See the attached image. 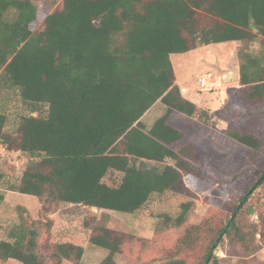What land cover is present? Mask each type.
Here are the masks:
<instances>
[{
    "label": "trees",
    "instance_id": "16d2710c",
    "mask_svg": "<svg viewBox=\"0 0 264 264\" xmlns=\"http://www.w3.org/2000/svg\"><path fill=\"white\" fill-rule=\"evenodd\" d=\"M38 20L36 0H0V83L17 91L27 111L15 130H6L8 117L0 110V145L32 157L13 190L51 205L134 213L196 171L191 145L174 148L185 133L170 115L178 111L209 124L211 113L183 94L174 54L242 41L241 91L250 103L264 102V49H248L256 38L264 40V0H63L37 28ZM157 102L166 111L147 127L142 118ZM225 133L251 151L262 146L258 133L234 127ZM190 204L182 203L176 217L161 214L155 231L181 227ZM259 219L264 241V213ZM238 223L236 214L222 236L227 223L210 229L201 264L231 232L245 240ZM198 232L199 226L188 227L176 252L160 264H189L179 255L194 248ZM9 237L0 241L1 260L45 264L29 220ZM89 240L108 251L99 264H117L121 235L96 225ZM83 254L82 245L61 241L49 258L61 264Z\"/></svg>",
    "mask_w": 264,
    "mask_h": 264
},
{
    "label": "rangeland",
    "instance_id": "374dc122",
    "mask_svg": "<svg viewBox=\"0 0 264 264\" xmlns=\"http://www.w3.org/2000/svg\"><path fill=\"white\" fill-rule=\"evenodd\" d=\"M36 2L39 20L35 26L38 28L63 0ZM243 45L242 41L204 45L172 56L177 84L188 99L210 111L211 121L206 124L184 113L172 112L170 123L185 133V138L174 148L191 145L189 153L196 171L185 177L176 189L154 196L134 213L91 212L82 205L63 203L54 206L44 198L14 191L13 186L19 182L32 157L0 145V173L3 175L0 181V193L3 194L0 200V241L11 240V229L26 218L39 233V249L45 254V264H53L49 254L53 244L61 241L84 247L80 261L64 260L61 264H99L108 251L92 244L89 235L96 225L105 226L123 239V251L116 255L117 264H160L176 252L186 229L197 225L199 232L194 248L184 250L179 256L189 264H201L212 243L210 229L219 230L224 226L233 209L242 202V206L245 204L237 215L239 233L245 240L241 241L234 231L226 235L215 246L208 264H264L259 219L260 213H264V183L254 187L264 171V102L250 103L241 91L238 50ZM249 45V51L256 54L264 49V40L258 37ZM203 76L208 78L213 90L198 89L199 79ZM0 110L8 117L6 130H15L20 115L27 112L17 91L2 83ZM165 111L166 106L157 102L142 120L149 127ZM229 127L258 133L262 146L251 151L225 133ZM251 189L245 201H241ZM184 202H191L187 221L181 227L157 233L155 227L160 215L167 213L176 217ZM253 222L257 224L254 228L251 226ZM0 264L17 263L0 259Z\"/></svg>",
    "mask_w": 264,
    "mask_h": 264
},
{
    "label": "water",
    "instance_id": "95a60500",
    "mask_svg": "<svg viewBox=\"0 0 264 264\" xmlns=\"http://www.w3.org/2000/svg\"><path fill=\"white\" fill-rule=\"evenodd\" d=\"M263 177H264V175L262 176V178H263ZM258 183H259V181L254 185V187H256V185H258ZM254 187H253V188H254ZM253 188H252V189H253ZM252 189L247 193V195L245 196V199L248 197V195H249V193L252 191ZM241 206H242V202L238 205V207H237V209H236L234 215H232V217L229 219V221H228L227 224H226L225 229L223 230V232L221 233L220 236H222V235L226 232V230L228 229L230 223H231L232 220L234 219L235 215L237 214V212L239 211V209H240ZM217 241H218V240H217ZM214 248H215V245L213 246V248H212V250H211V253H210V257H209V259L211 258L212 254H213V250H214ZM209 259L207 260V262H206L205 264H208Z\"/></svg>",
    "mask_w": 264,
    "mask_h": 264
},
{
    "label": "built area",
    "instance_id": "2783aa9c",
    "mask_svg": "<svg viewBox=\"0 0 264 264\" xmlns=\"http://www.w3.org/2000/svg\"><path fill=\"white\" fill-rule=\"evenodd\" d=\"M199 86L198 89L201 91H211L213 90V87L211 85H209V81L208 78L203 76L199 79Z\"/></svg>",
    "mask_w": 264,
    "mask_h": 264
},
{
    "label": "crops",
    "instance_id": "0c3cea01",
    "mask_svg": "<svg viewBox=\"0 0 264 264\" xmlns=\"http://www.w3.org/2000/svg\"><path fill=\"white\" fill-rule=\"evenodd\" d=\"M223 43H228V42H223ZM219 44V43H218ZM193 51V50H192ZM191 52V51H190ZM184 94V93H183Z\"/></svg>",
    "mask_w": 264,
    "mask_h": 264
}]
</instances>
